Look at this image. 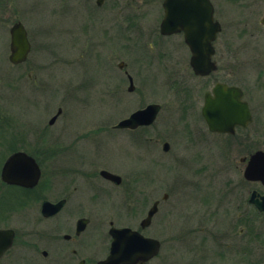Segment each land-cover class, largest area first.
I'll return each mask as SVG.
<instances>
[{"label": "rangeland", "instance_id": "obj_1", "mask_svg": "<svg viewBox=\"0 0 264 264\" xmlns=\"http://www.w3.org/2000/svg\"><path fill=\"white\" fill-rule=\"evenodd\" d=\"M96 1L0 0V94L6 97L10 118L7 127L0 109V166L12 148L24 149L37 159L45 171L44 181L51 180V174L58 169H67L66 161L74 157L78 161L98 159L104 164L110 163L115 166L112 169L119 168L114 170L126 180L122 190L115 193L118 217H129V207L143 217L153 201L160 199L155 217L170 219L171 262L193 264L191 254L182 247L181 223L195 224L205 215L209 217L208 203L215 196H218L219 219L233 218L235 214H229L228 206L221 204L234 192L227 189L228 184L221 190L218 188L215 195L202 197L210 193L206 192L207 188L195 189V180L191 188L188 185L186 188L182 181L186 170L191 173L198 170L197 163L188 154L189 140L197 139L190 138V132L198 128L193 118L188 119V96L184 94L188 92L193 99L197 80L186 57L189 53L176 48L177 43L165 49L149 47L152 41L160 43L157 27L162 13L156 0H119L117 14L106 15L105 27L100 14L104 6ZM18 20L28 30L32 50L25 63L14 65L9 60L10 28ZM104 29L105 39L100 34ZM172 41L178 42L177 38ZM224 41V35L220 36L216 55L219 70L215 75L223 81H241V65L230 64L222 56ZM121 61L125 63L124 68H120ZM125 70L134 78L133 92L128 91ZM252 73L250 69L245 70L248 82H252ZM4 75L9 80L8 90L2 86ZM152 102L162 104V109L151 127L134 132L113 127L134 110ZM59 107L63 108L62 114L49 126V119ZM261 118L264 121V115ZM258 121L260 114H256L252 132L257 130ZM259 133L264 143V130ZM165 140L171 143L168 152L162 150ZM260 147L264 149L263 144ZM58 152L61 156L54 158L59 162L56 166L52 155ZM215 161L211 163L212 169L224 167L220 164L222 160ZM193 178H187L186 182ZM41 192L47 197L55 194L47 184L42 191L24 194L29 201L25 205L13 199L0 226L15 227L19 234L32 229L40 206L37 195ZM165 193L167 200L162 199ZM248 217L259 218L254 212ZM260 226L263 228L264 222ZM249 247L251 259L264 264L260 242L252 238Z\"/></svg>", "mask_w": 264, "mask_h": 264}, {"label": "flooded vegetation", "instance_id": "obj_2", "mask_svg": "<svg viewBox=\"0 0 264 264\" xmlns=\"http://www.w3.org/2000/svg\"><path fill=\"white\" fill-rule=\"evenodd\" d=\"M165 1H155L160 4L162 13L160 24L157 27L160 31V43L152 41L153 43L150 42L148 45L152 48L165 49L175 47L177 43L178 47L176 48L189 53L186 57L197 79L193 99L191 100L192 95L189 96L188 92H184V94L188 96L186 99L188 103L186 108L190 113L188 119L193 118L195 124L198 125L196 131L190 132V138L197 137V139L195 142L189 140L188 150V154L197 163L198 170L191 173L185 169L186 174L183 175L182 181L186 188H188L186 185L191 188L194 180L196 181L195 189L207 188L206 192L210 193H204L202 197L215 195L218 188L221 190L222 186H226V184H228L227 189H234L233 194L227 200L223 199L221 204L228 206L227 212L231 215L235 214V217L221 219L217 217L218 196H215L213 202L208 203L209 217L205 215L195 224L181 223L183 226L181 227L183 230L181 239L184 238L182 247L185 248L187 254H191L189 255L190 263L193 262V264H259L258 261L251 259L249 242L252 238L257 239L260 242V247L264 249V227L260 226L264 222V210H260L257 206V201L264 202V182L248 178L245 171L251 157L257 151H264L260 147V144L264 145L263 140L259 138V131L264 130L262 129L264 121L261 118L264 115V0H205L199 2L197 11L203 15V18L198 21L196 26L189 27L191 31L188 36L183 28L170 33L161 32V21L167 10L178 15L181 14L179 18L183 24L182 16H184L187 7L184 1L173 2L167 6H165ZM101 2V5L104 6L103 12L100 13L101 23L105 27V17H108L106 15L115 16L120 1L101 0ZM178 22L180 21L178 20ZM214 29L216 30L214 31ZM110 33L115 32L111 31ZM100 34L105 39L106 29ZM222 35L225 37L222 44L225 52L222 56L228 58L230 64L235 62L241 65L240 76L243 78L241 81H223L215 75L219 70L216 55L219 37ZM176 38L178 42H173L172 40H176ZM162 39H166V41H161ZM189 39L192 42H189ZM192 44L198 49L206 50V55L209 56L208 62L213 63L215 69L204 75L194 72L191 64ZM124 66L125 63L120 68H124ZM246 69L253 72L252 82L246 80ZM229 71L232 72V68ZM125 74L129 84L132 80L134 86L133 90L128 89V91H135L136 85L133 76L128 70H125ZM8 82V77L4 75L3 89L4 87L6 90L9 89ZM218 84L234 88L232 96L224 94L226 91L217 93L214 88ZM232 101L235 104V119L237 121L233 125L228 122L226 115ZM160 106L157 117L162 109V104ZM0 109H3L4 125L8 127L10 124L9 106L6 104V97L4 99L1 94ZM206 113H209L208 116ZM247 114L251 115L250 122L246 120ZM256 114H260V121L255 128L257 130L252 132L250 129L256 121ZM57 119L53 124L48 121V125H54ZM186 119L187 117H185ZM209 119L212 123L209 122ZM153 123L136 128L115 129L134 132L138 129L149 128ZM211 125L229 128V130L213 129ZM184 128L186 130V127ZM166 142L169 143L168 150L164 149ZM170 149L171 143L165 140L162 143V150L168 152ZM16 151L29 153L24 149L12 148L4 161ZM60 156L59 152L52 155L53 160ZM78 159L74 157L67 160V169L55 171L53 175L51 174V180H43L45 171L43 172L41 168V176L33 187L3 180L0 169V194H3L0 198V222H3L7 217L8 207L11 206L9 202L13 199L19 205H25L29 201L26 200L24 194L42 191L47 184L55 192L53 196L49 197L44 196L42 192L38 193L40 206L37 221L32 229L19 234L15 227L0 226V229L12 231L11 244L0 254V264H103L102 262L108 258L111 252L113 236L110 230L112 228H131L145 238L159 240L158 253L144 264H173L170 260L173 249L168 244L171 231L170 219L165 217L156 219L155 217L160 208V199L153 201L143 217L137 215L135 208L129 207V217L120 218L117 215L118 208L114 205L118 199L115 193L119 189L122 190L126 180L116 171L119 168L116 167L114 170L112 167L115 166H110V163L104 164L98 159L80 161ZM216 159L222 160L220 164L224 167L218 166V169H212L213 164L211 163H216ZM53 162L59 166L57 165L59 162L56 160ZM101 166L103 168L99 169L98 167ZM103 170L121 176V183L118 184L115 180L103 175ZM190 177L196 179L193 178L186 182ZM105 187L110 190H106ZM13 190L18 194H15ZM167 198L168 194L165 193L162 199L167 200ZM45 201L58 205V210L50 215H45L42 210ZM205 201L207 202V200ZM155 202L158 205V210L148 224L143 226L142 222ZM104 204L110 208L105 209ZM19 205L13 207H19ZM252 212L259 218L248 217ZM6 238L2 236L3 241ZM163 250L166 252L162 254Z\"/></svg>", "mask_w": 264, "mask_h": 264}, {"label": "water", "instance_id": "obj_3", "mask_svg": "<svg viewBox=\"0 0 264 264\" xmlns=\"http://www.w3.org/2000/svg\"><path fill=\"white\" fill-rule=\"evenodd\" d=\"M167 4L178 2V0H166ZM180 1V0H179ZM186 3L187 7L185 10L184 16H182L183 24L181 23V14L168 12L166 18L162 22V32L170 33L172 31L180 30L181 28L185 29L187 36L190 34V26L194 27L203 18V15L200 14L198 10V3L205 0H182ZM101 3V0L98 1ZM178 20L180 22H178ZM193 21V22H192ZM182 24V25H181ZM195 24V25H194ZM183 26V27H181ZM172 28V29H168ZM198 26L196 27V29ZM216 29H214L215 31ZM199 31V29H198ZM204 31V30H203ZM202 31V32H203ZM11 33V43L10 49L11 54L9 59L14 64H19L24 62L27 59V56L31 50V43L27 36V31L24 25L21 22H16L10 29ZM190 40V39H189ZM189 42H192L190 40ZM194 43V42H193ZM192 51L193 56L191 59V64L194 71L197 74H207L215 69L213 63L208 62L209 56L206 55V50L198 49L194 44ZM121 66H123L121 64ZM132 81V80H131ZM224 84H218L214 90L217 91H226L224 94L232 96V91H235L234 88L227 87ZM134 86L131 83L129 90H133ZM209 105V103H208ZM234 102L230 104V108L227 110L226 115L228 116V122L230 124H235L237 121L235 119L236 111L234 107ZM160 110V105L152 103L147 105L143 109H139L133 112L128 118L121 120L116 127H129L136 128L139 125H149L154 122L156 116ZM62 112L60 108L55 116H53L49 123L53 124L59 114ZM209 113H206L208 116ZM250 115H246V120H250ZM246 121V122H247ZM209 122L212 121L209 119ZM212 126V125H211ZM213 129L217 130H229V128H221L217 126H212ZM164 149H169V143H164ZM102 174L108 178H111L116 181V183H121V176L111 173L109 171H102ZM41 176V169L36 162L35 158L28 155L25 152L19 151L12 154L7 161L5 162L2 170L3 180L20 184L26 187H33L38 183V180ZM246 176L251 179H261L264 182V153L258 152L256 156L252 158L250 166L247 168ZM258 207L261 210H264V203H257ZM158 206L155 203L149 210L148 216L143 220L142 224L145 226L148 224L149 220L157 212ZM43 213L45 215H50L58 210V205L52 204L50 201H45L43 203ZM113 236V243L111 248V253L108 258L103 261V264H135L141 263L144 264L151 257L155 256L160 248V242L156 239H149L142 236L139 232L132 230L131 228H113L111 230ZM2 236L7 237L5 241L2 240ZM12 240V231L0 229V254L11 244Z\"/></svg>", "mask_w": 264, "mask_h": 264}]
</instances>
